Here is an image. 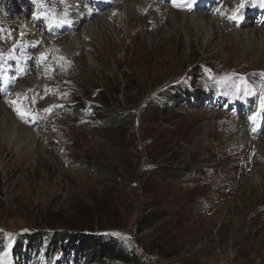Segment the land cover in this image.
Segmentation results:
<instances>
[{
    "label": "rangeland",
    "instance_id": "obj_1",
    "mask_svg": "<svg viewBox=\"0 0 264 264\" xmlns=\"http://www.w3.org/2000/svg\"><path fill=\"white\" fill-rule=\"evenodd\" d=\"M138 1L0 0V104L41 148L0 149V264H51L44 243L26 250L42 231L115 236L142 264H264V43L231 23L264 28V0ZM97 5L78 29L50 21ZM175 11L222 30L206 45ZM104 13L110 23L89 25ZM121 14L148 15L116 31ZM103 99L118 124L98 119Z\"/></svg>",
    "mask_w": 264,
    "mask_h": 264
},
{
    "label": "bare ground",
    "instance_id": "obj_2",
    "mask_svg": "<svg viewBox=\"0 0 264 264\" xmlns=\"http://www.w3.org/2000/svg\"><path fill=\"white\" fill-rule=\"evenodd\" d=\"M128 2L129 3L127 5H124L123 7H121L122 8L121 10H124V11L128 10V9L135 10L136 7H138V5H140L138 0H128ZM145 8L146 7L144 6L143 9H145ZM102 9L103 8H101L100 5H97L95 9L89 8L84 13H80L76 20H74L75 18L73 15L71 17H64L63 15L55 14L50 18V21H51V23L55 22L62 29H69L70 27H73L74 29H78L79 27L82 26V24L86 20H89L90 18L94 17L97 13L101 12ZM116 10L120 11V9L119 10L116 9ZM142 12H143V10H142ZM120 13H121V11H120ZM172 13L173 14L171 15V19L173 21H175L177 28H180L182 25L188 26V24L191 28H193V26H194L193 30H196L199 37H202V40H203V42L206 43V45H209L210 42H212V40H214L215 35L219 31L222 30L221 25L219 26V23L210 14H187V12L185 13V12H178V11H175ZM85 15H87L88 17H85ZM144 15H142V16L140 15V17H138L137 15L127 16L126 14L125 15L121 14V17L119 18V20L117 22L118 30L117 29H115V30L119 31L120 25H124V27L126 29H131V30L134 29L135 28L134 25H136L139 22L138 19H143L148 14H146L145 16ZM261 15H262V9H260L259 14L257 15V17H259V18H257V19H260L262 17ZM109 19H113L112 16L110 14L104 13L100 18L98 17V18L93 19L89 25L90 26L92 25L95 27L96 25L99 26V25L103 24L105 27L107 25V23L110 21ZM187 19H189V21H186ZM65 21H68V22H65ZM231 23L234 24L233 29L235 31V35H236L235 37H238L239 39H241V38H243V37H240L241 34H244L245 35L244 39L247 37L249 39L257 37V39H260L264 43V28H256L255 27V28L251 29L249 32H246V31L243 32V30L241 28H238V26H240V22L238 23V25L235 24L234 22H231ZM142 26L144 27V23L141 24V27ZM155 26L160 27L157 23H155ZM116 27H117V25H116ZM28 29L30 31H36L32 27V25H30L28 27ZM90 29L91 28L87 29V31H88L87 33H90L89 32ZM156 29H158V28H156ZM161 30H162V28H160L158 31L161 32ZM187 30H188V28H187ZM36 33L38 34V37H39L40 33L38 31ZM41 35L44 36V34H42V33H41ZM72 36L73 35H69L68 40H71V43L73 45H74V43H77V42L79 44L81 43L80 41H77V38H74ZM174 36L175 35L172 34L170 37H174ZM69 43H70V41H69ZM191 43H192V41L189 42V45H191ZM247 55H249V54H245V56H247ZM40 73H41V70H40ZM36 82L37 81H35V80L32 82L27 81L26 88L31 86V84H34ZM42 82L43 83H50L48 80H42ZM28 83H31V84H28ZM263 114H264V112H263ZM233 130L236 133L240 134L241 137H239V141L241 142V144H247L248 143L249 137L246 134V131L243 130L240 125L236 124ZM39 133H42V132H39ZM42 135H43L42 140H45V138L46 139L50 138L48 136L49 132H46L45 134H42ZM37 137H38V133H35V131H31L25 127H21L20 123H18V121L15 120L12 113L7 111L6 109H4L0 104V140H3V142H1V144H0L1 152H6V150H8V148H9V145H11L12 148L18 149V148H20L21 144H24V146H27L29 148V150L31 151V155L36 156L37 149H41L40 143H39L40 140H38Z\"/></svg>",
    "mask_w": 264,
    "mask_h": 264
},
{
    "label": "trees",
    "instance_id": "obj_3",
    "mask_svg": "<svg viewBox=\"0 0 264 264\" xmlns=\"http://www.w3.org/2000/svg\"><path fill=\"white\" fill-rule=\"evenodd\" d=\"M169 91H165L168 93ZM102 113L100 119L106 125L118 124L112 106L103 99L99 113ZM94 166V165H93ZM99 177L116 181L114 174L107 170H95ZM155 215V214H153ZM149 221L154 220L155 216H149ZM83 233L73 234L69 231L46 232L42 231L35 235H26V250H38L41 244H45L44 257L52 256L51 264H60L61 261L56 253H71L74 258V264H142L140 256L133 251L126 249L120 240L115 236L104 234ZM24 238L17 241L16 247L22 250ZM55 252V253H54ZM54 254V255H53ZM21 255V252H20ZM36 258L31 264H38ZM66 264H70L68 261ZM64 264V263H62Z\"/></svg>",
    "mask_w": 264,
    "mask_h": 264
},
{
    "label": "snow or ice",
    "instance_id": "obj_4",
    "mask_svg": "<svg viewBox=\"0 0 264 264\" xmlns=\"http://www.w3.org/2000/svg\"><path fill=\"white\" fill-rule=\"evenodd\" d=\"M243 7H244V2H243V0H241V3L238 5V9H239V8H243ZM238 9H237V10H238ZM230 18H231V19H236L237 17L234 15V16H232V17H230ZM65 22H68V21H65ZM44 57H45V54H44V53H41V60H43ZM61 59H63V58H61ZM245 94H247V93H245ZM10 103H14V102H10ZM260 109H261L262 111H264V98L261 99V102H260ZM16 111H17V113L21 116L22 119H24L26 116L30 115V113H27L26 111L21 110L20 107H17V108H16ZM259 114H260L259 112H257V113H253L251 116H249V120H251L253 123H255V122H256V118H257V116H258Z\"/></svg>",
    "mask_w": 264,
    "mask_h": 264
}]
</instances>
